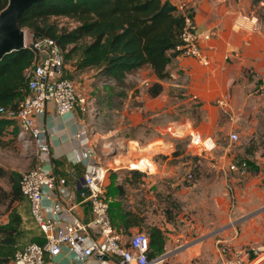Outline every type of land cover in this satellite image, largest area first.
<instances>
[{"label": "crops", "instance_id": "0c3cea01", "mask_svg": "<svg viewBox=\"0 0 264 264\" xmlns=\"http://www.w3.org/2000/svg\"><path fill=\"white\" fill-rule=\"evenodd\" d=\"M170 1L177 6L187 3L199 30L210 33L209 38L201 41L202 50L210 63L204 65L195 57L177 54L170 58L167 65L169 77L165 79H159L149 66L139 68L140 72L137 70L139 73L133 71L139 82L138 86L141 87L140 94H134L135 99L139 101L135 102L131 113L125 111L124 114L130 116L134 128L143 129L133 138L141 147L139 151L137 150L136 155L139 154L135 155L136 159L142 158V148L164 135L165 129L170 124L183 122V118L193 121L199 131L204 135L214 136L216 140L222 137L229 140L230 132L236 129H239L241 134L243 132L241 130L247 127L253 132L256 112L264 105L262 90L264 86V22L258 17H256V23L254 22L256 11L264 5V0ZM250 22L251 25L248 24ZM146 72L151 74L146 76ZM84 79L82 82L76 81L78 86L89 98L99 103L101 97L94 93H98V86L91 84L95 78L85 76ZM154 82H160L163 85V90L155 97L148 92L149 86ZM258 87L262 88L259 92ZM221 100H224L226 105H221ZM226 110L228 112H225ZM194 111H197L196 115H193ZM38 121L43 132L28 150L21 148V155L25 159L23 169L28 170L41 164L56 178V185L53 188H45L43 191L45 213L49 216L58 215L62 225L71 223L74 218L82 221L89 220L92 217V208L90 201L84 200L81 196V191L84 189L83 177L95 162L102 161L97 149L98 133L92 130L90 115L83 113L77 107L73 115L62 117L57 113L55 105L49 102L45 113L38 118ZM140 137H143V140ZM15 140L22 143L18 135ZM167 140V145L170 146L169 143H171L172 149L173 140ZM156 149L154 145L148 147L150 153ZM221 152L219 156L215 155L216 163L219 170L225 174L226 180L231 183L224 192L223 190L220 193L216 192V198L222 204L234 198L235 207L230 211L231 215L237 211L244 212L237 216L242 218L255 208L264 206V153L258 154L256 150L249 153L244 148L241 155L236 154L231 150L230 140ZM165 155L168 156V154ZM123 157L132 158L130 150H127ZM242 158L255 164L247 174L240 175L227 169L230 160ZM140 165L144 168L153 166L151 170L155 167L153 162L145 159L141 160ZM108 168L104 191L112 198V209H130L141 218V225L130 228L125 227L120 219H114V225L121 233L123 241L128 242L134 233L144 228L147 211L142 208L140 202L128 198L127 187L136 184L135 180L126 179L130 178V168L127 169L122 164ZM163 171L168 173L164 165L161 167V173ZM124 172L129 174L123 176ZM144 176L142 178L146 179ZM150 176L156 177L153 173H150ZM11 187L10 183L9 190ZM56 207L59 208V212L54 214L53 210ZM11 208H15L22 216L21 226L17 231H13L11 236L18 240L28 239L36 233L45 241L43 232L31 214L28 200L15 201ZM7 220L6 215L1 223ZM255 227L254 237L248 230L239 240L250 242L254 239L258 244L263 245V239H259L263 226L257 223ZM27 243L28 241L19 243L16 251L22 249ZM168 244L165 242L164 247L168 260L171 258L179 264H222L219 251L218 253L215 251V256L210 260L206 259L205 255H199V258L195 259L199 250L192 244L182 248L180 243L175 247L177 249L173 250ZM13 258L14 256L7 264H14ZM253 258L254 256L251 255L250 260ZM57 259L65 264H112V260L107 258L104 260L97 257L87 260L78 259L66 246H63Z\"/></svg>", "mask_w": 264, "mask_h": 264}, {"label": "rangeland", "instance_id": "374dc122", "mask_svg": "<svg viewBox=\"0 0 264 264\" xmlns=\"http://www.w3.org/2000/svg\"><path fill=\"white\" fill-rule=\"evenodd\" d=\"M254 17H258L260 21L264 22V5L256 11ZM54 20L60 25L70 27L75 25V22L64 17H55ZM248 24L251 25V22ZM24 29L26 31V41L30 43L32 35L28 28L24 27ZM66 65L68 76L75 82H82L87 76L88 78H95L91 84L98 86V93H94L95 95L99 94L101 101L96 103L94 100L93 105L96 110L87 115H90L93 132L98 133L97 149L102 162L107 161L105 164L110 167L122 164L127 169L147 171L144 176L146 179L134 178L135 186H128L126 189L128 198L140 202L142 208L147 211V213L145 212L146 224H144L143 230L138 231L148 233L149 228L157 226L164 233L165 242L171 245L169 247L171 250L177 249L175 247L180 243H182V248L189 244L198 248L199 253H197L195 259H198L199 255H205L208 260L212 259L215 256V251L218 253V239L245 248L262 246L254 239H251L250 242L239 240L243 233L248 230L250 235L253 236L256 233L255 225L257 223L263 226L259 239L262 238L264 244V206L255 208L242 218H237L244 212L237 211L231 215L230 211L234 210L233 207H235L231 198L228 203L223 202V204L217 200L216 192L220 193L222 190L224 192L231 182L226 180V176L219 170L218 164H213L210 156H196L188 147V131L191 130V126L195 127L193 121L183 118L185 122H180L184 124L183 127L177 126L178 123L176 122L173 123L171 129H165L164 135L166 136L162 135L163 138L161 136L152 142L153 144L150 143L142 148V158L136 159L135 157L139 154L136 155L137 150L139 151L141 147L133 138L138 136L137 133L143 131V129L134 128L130 116L124 114L125 111L131 113L135 102L139 101L135 99L136 95H134L135 93L140 94L141 90L135 72L127 76L123 87H117L113 82L106 81V78L98 74L94 68L79 70L72 60H67ZM138 71L136 70V72ZM150 74V72L145 73L146 76ZM260 88L258 87V92ZM263 109L264 105L256 112L255 125H253L255 130L253 132L248 127L241 130L243 131L242 134L239 129H236L239 139L231 143L232 152L241 155L244 148H254L258 151V154L264 152ZM195 113L197 111H194L193 115H196ZM167 130L176 131L168 132ZM140 138L143 140V137ZM167 139L173 140L174 147L172 149L171 143L168 142L170 146L167 145ZM4 142L0 145V171H6V173L0 175V187L8 191L11 183V172L17 171L21 177V174L26 170L23 169L25 159L21 155V148L25 147L18 140L11 137ZM217 142L218 148L213 157L219 156L222 153L221 151H224V147L229 144V140H225L223 137L217 139ZM150 145L156 146L157 149L150 153L148 151ZM29 147L25 150H28ZM127 150H130L132 158L123 157ZM165 154H168V156ZM143 159L153 162L155 165L154 170L150 171L149 168L141 167L140 162ZM163 165L167 167L168 173L164 171L161 173ZM189 172L193 173L192 178L188 177ZM150 173H153L156 177L150 176ZM124 174L129 173L124 172L123 176H125ZM0 198L5 199L0 202L1 223L8 213L9 199L1 195ZM221 207H223V210H221ZM226 211L227 213H225ZM248 211L251 210L248 209ZM171 260L170 258L167 264H179L175 260Z\"/></svg>", "mask_w": 264, "mask_h": 264}, {"label": "built area", "instance_id": "2783aa9c", "mask_svg": "<svg viewBox=\"0 0 264 264\" xmlns=\"http://www.w3.org/2000/svg\"><path fill=\"white\" fill-rule=\"evenodd\" d=\"M178 11L183 14V25L180 41L174 50L178 55L195 57L204 65H209L210 61L202 50L201 41L209 38L210 33L199 30L187 3H181ZM256 21L257 18L254 22ZM26 47H29L34 54L33 64L26 71L27 94L16 108L0 106V114L14 118L18 122L20 128L18 137L25 148L31 146L43 132L38 118L45 113L49 102L55 105L57 113L62 117L73 115L77 107L86 114L96 110L93 105L94 100L91 102V98L80 89L77 82L67 76L63 49L54 38L32 39L30 43L26 41ZM262 88L264 91V86ZM220 104L226 105V102L221 100ZM262 111L264 112V109ZM171 125L173 124L167 128L171 129ZM177 126L183 127L184 124L178 123ZM172 131L176 130L168 132ZM188 136L187 145L193 154L199 157L210 156L213 164H217L216 157L213 156L218 148V142L214 136L204 135L192 126ZM238 139L237 131H231L230 142H236ZM108 167L104 162L97 161L83 177L84 189L81 191V196L84 200L90 201L92 217L87 221L74 218L66 225L61 224L58 215L49 216L44 211L43 191L56 185L55 176L46 171L41 164L21 174L20 190L29 200L31 214L43 231L45 242L43 244L29 242L22 249H18L13 258L14 264H65L57 259L63 246L81 260L97 257L101 260L111 259L112 264H167L168 254L165 252L155 257L149 256L150 236L147 232L137 231L128 242L123 241L121 233L110 217L109 199L104 191ZM227 169L240 175L249 172L245 160L232 159ZM188 177L192 178L193 173L189 172ZM232 200L234 206V198ZM53 212L57 214L59 208L56 207ZM217 244L222 264H264V260L258 263L264 255V244L263 247L251 248L229 244L222 240H218ZM251 255L254 258L250 260Z\"/></svg>", "mask_w": 264, "mask_h": 264}, {"label": "trees", "instance_id": "16d2710c", "mask_svg": "<svg viewBox=\"0 0 264 264\" xmlns=\"http://www.w3.org/2000/svg\"><path fill=\"white\" fill-rule=\"evenodd\" d=\"M7 4L8 0H0V12ZM55 17L68 18L75 25H60ZM19 22L22 28L29 29L32 39L54 38L63 49L66 62L74 61L77 69L94 68L106 81L123 87L128 74L145 66L151 67L159 79L169 77L167 65L171 56L178 54L174 49L180 41L183 14L170 0H43L34 4ZM33 59L32 50L25 47L6 53L0 60V106L16 108L26 96V71L32 66ZM162 90L160 82H154L148 88L153 97ZM18 133L16 119L0 114V145L9 137L15 139ZM246 151L250 153L254 148H246ZM240 160L247 161L249 171L255 166L248 159ZM4 173L6 171H0V175ZM129 173L130 178L126 179L131 181L146 175L138 169H130ZM19 181L20 174L12 171L11 189L6 191L0 187V195L9 199L8 220L0 223V264L9 263L21 242H45L36 233L28 239L18 240L11 236L22 224V216L11 207L15 201L28 200L20 190ZM105 194L113 224L118 218L127 228L141 225V218L134 211L112 209V198L107 192ZM4 200L0 198V202ZM148 234L149 256L162 254L165 238L161 228L153 226L148 229Z\"/></svg>", "mask_w": 264, "mask_h": 264}, {"label": "water", "instance_id": "95a60500", "mask_svg": "<svg viewBox=\"0 0 264 264\" xmlns=\"http://www.w3.org/2000/svg\"><path fill=\"white\" fill-rule=\"evenodd\" d=\"M43 0H8L0 12V60L6 53L26 47V31L20 18L36 3Z\"/></svg>", "mask_w": 264, "mask_h": 264}, {"label": "bare ground", "instance_id": "6f19581e", "mask_svg": "<svg viewBox=\"0 0 264 264\" xmlns=\"http://www.w3.org/2000/svg\"><path fill=\"white\" fill-rule=\"evenodd\" d=\"M150 168H152L153 166H149ZM148 167V168H149ZM262 260H264V257H261L260 259H259V262L258 263H260Z\"/></svg>", "mask_w": 264, "mask_h": 264}]
</instances>
